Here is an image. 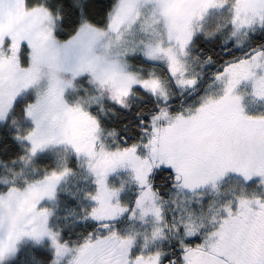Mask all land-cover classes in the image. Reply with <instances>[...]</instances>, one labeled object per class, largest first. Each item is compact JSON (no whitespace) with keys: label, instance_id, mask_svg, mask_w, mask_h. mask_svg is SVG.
Here are the masks:
<instances>
[{"label":"snow or ice","instance_id":"1","mask_svg":"<svg viewBox=\"0 0 264 264\" xmlns=\"http://www.w3.org/2000/svg\"><path fill=\"white\" fill-rule=\"evenodd\" d=\"M0 264H264V0H0Z\"/></svg>","mask_w":264,"mask_h":264}]
</instances>
